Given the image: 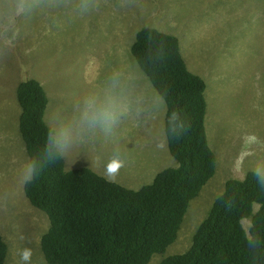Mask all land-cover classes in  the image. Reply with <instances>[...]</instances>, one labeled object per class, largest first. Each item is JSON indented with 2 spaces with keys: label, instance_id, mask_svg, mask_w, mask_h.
Segmentation results:
<instances>
[{
  "label": "rangeland",
  "instance_id": "374dc122",
  "mask_svg": "<svg viewBox=\"0 0 264 264\" xmlns=\"http://www.w3.org/2000/svg\"><path fill=\"white\" fill-rule=\"evenodd\" d=\"M144 26L176 35L189 69L204 78L207 135L217 156L216 172L190 202L176 240L148 264L188 250L227 179L264 166V0H0V232L8 244L6 264H49L41 247L49 217L24 192L30 160L19 127L16 90L22 80L43 84L45 119L53 129H74L86 98L110 95V79L119 75V121L110 130L73 133L62 153L67 169L89 167L139 189L178 165L165 132L166 102L131 52ZM243 223L248 230L250 219Z\"/></svg>",
  "mask_w": 264,
  "mask_h": 264
},
{
  "label": "trees",
  "instance_id": "16d2710c",
  "mask_svg": "<svg viewBox=\"0 0 264 264\" xmlns=\"http://www.w3.org/2000/svg\"><path fill=\"white\" fill-rule=\"evenodd\" d=\"M131 52L166 102L165 132L178 163L139 189L89 167L67 169L63 155L47 148L53 128L45 119L49 101L43 84L28 78L17 85L19 127L36 165L24 192L49 217L41 238L49 264H148L176 240L190 202L216 172L206 129L207 85L189 69L178 37L144 26ZM254 173L227 179L189 249L159 264H264V181ZM245 219L251 221L248 230ZM7 254L0 232V264H6Z\"/></svg>",
  "mask_w": 264,
  "mask_h": 264
},
{
  "label": "clouds",
  "instance_id": "9594fccd",
  "mask_svg": "<svg viewBox=\"0 0 264 264\" xmlns=\"http://www.w3.org/2000/svg\"><path fill=\"white\" fill-rule=\"evenodd\" d=\"M109 87L112 93L103 98L95 95L89 96L84 102V106L79 110L73 128L62 127L53 129L50 132L47 148L52 154H62L73 141L75 136L87 135L97 127L110 130L120 119L123 104V90L121 88L120 77L115 74L110 79ZM36 172V165L29 163L23 172L25 182L31 181ZM257 178L264 181V166L257 167L254 173Z\"/></svg>",
  "mask_w": 264,
  "mask_h": 264
},
{
  "label": "crops",
  "instance_id": "0c3cea01",
  "mask_svg": "<svg viewBox=\"0 0 264 264\" xmlns=\"http://www.w3.org/2000/svg\"><path fill=\"white\" fill-rule=\"evenodd\" d=\"M47 111V110H46Z\"/></svg>",
  "mask_w": 264,
  "mask_h": 264
}]
</instances>
